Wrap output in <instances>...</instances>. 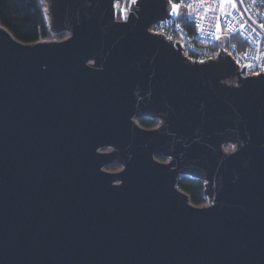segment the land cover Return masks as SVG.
Instances as JSON below:
<instances>
[{
	"label": "water",
	"instance_id": "95a60500",
	"mask_svg": "<svg viewBox=\"0 0 264 264\" xmlns=\"http://www.w3.org/2000/svg\"><path fill=\"white\" fill-rule=\"evenodd\" d=\"M43 1L68 37L0 23V264H264V75L152 32L169 0Z\"/></svg>",
	"mask_w": 264,
	"mask_h": 264
},
{
	"label": "built area",
	"instance_id": "2783aa9c",
	"mask_svg": "<svg viewBox=\"0 0 264 264\" xmlns=\"http://www.w3.org/2000/svg\"><path fill=\"white\" fill-rule=\"evenodd\" d=\"M113 2L116 19L126 22L130 15L138 10L140 0H136L134 4L131 0ZM173 3L180 5V15L172 14V20L158 23L151 28L152 32L165 36L178 46L186 57L197 63L217 59L220 53L217 43L222 39L223 48L237 63L245 78L264 75V29L259 27L264 23V0H244L242 5L237 0L239 11L228 7L226 11L231 15L227 16L220 11V5L214 0H173ZM188 4H192L191 10ZM205 8L214 10L205 13ZM240 13H243V17ZM233 27L235 31L232 30ZM235 35L246 40L248 48L245 51L236 43L230 46L231 38ZM216 36L220 38L217 39ZM249 65L251 67H248Z\"/></svg>",
	"mask_w": 264,
	"mask_h": 264
},
{
	"label": "trees",
	"instance_id": "16d2710c",
	"mask_svg": "<svg viewBox=\"0 0 264 264\" xmlns=\"http://www.w3.org/2000/svg\"><path fill=\"white\" fill-rule=\"evenodd\" d=\"M46 5L43 0H0V23L9 30L15 39L24 44L38 43L44 40L59 39L68 37V34L54 36L49 31L47 19L45 16ZM237 44L245 51L248 48L246 40L238 35L231 38L230 46ZM140 125L147 129L157 127L158 120L141 119ZM231 150V145L226 147ZM117 167H111V170H118ZM204 182L193 180L191 177H182L180 180V189L190 196L191 202L196 206L205 205Z\"/></svg>",
	"mask_w": 264,
	"mask_h": 264
},
{
	"label": "snow or ice",
	"instance_id": "6c2138e0",
	"mask_svg": "<svg viewBox=\"0 0 264 264\" xmlns=\"http://www.w3.org/2000/svg\"><path fill=\"white\" fill-rule=\"evenodd\" d=\"M199 2H203V0H199ZM214 2H217L220 5V11L224 13L225 16L227 15H231V13L226 11V8L230 7L233 10L239 11L238 9V4H237V0H214ZM131 3H136V0H131ZM169 3L171 5V14L174 15H180V5L178 3H173V0H169ZM244 0H239V4H243ZM188 8L191 10L192 8V4H188ZM210 10H214V9H209V8H205L204 12H208ZM241 17H243V13H240ZM217 19L219 20V17H217ZM197 27H199V25H197ZM259 27L261 29H264V23L260 24ZM241 28H244V25H241ZM220 30V25L219 23L217 24V31ZM233 31H235V28L233 27L232 29ZM256 29H253V31H255ZM215 38L219 39V36H216ZM248 67H251L250 65Z\"/></svg>",
	"mask_w": 264,
	"mask_h": 264
}]
</instances>
